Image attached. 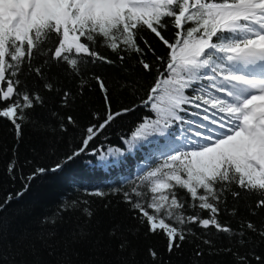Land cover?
I'll list each match as a JSON object with an SVG mask.
<instances>
[{
	"label": "snow or ice",
	"instance_id": "snow-or-ice-1",
	"mask_svg": "<svg viewBox=\"0 0 264 264\" xmlns=\"http://www.w3.org/2000/svg\"><path fill=\"white\" fill-rule=\"evenodd\" d=\"M118 91L134 98L114 108ZM89 96L101 107L82 125ZM143 108L128 151L164 138V159L112 193L128 224H114L106 242L90 230L91 202L68 197L35 232L6 242L0 217V264H172L190 242L189 264L220 254L264 264V0H0V121L16 141L3 178L23 183L0 212ZM25 126L40 139L36 156L53 160L27 175L16 155ZM69 138L76 146L58 155ZM140 239L156 242L143 260Z\"/></svg>",
	"mask_w": 264,
	"mask_h": 264
},
{
	"label": "trees",
	"instance_id": "trees-1",
	"mask_svg": "<svg viewBox=\"0 0 264 264\" xmlns=\"http://www.w3.org/2000/svg\"><path fill=\"white\" fill-rule=\"evenodd\" d=\"M102 54L112 59L116 58L110 50H102ZM105 68L109 76L123 78L124 74L120 72L118 66H105ZM133 98L131 92L118 91L113 101V107L127 105ZM100 107L99 98L89 96L85 104L77 109L81 124L84 125L88 122L87 112L98 110ZM148 112L149 109L143 108L138 110L135 115H130L114 124L108 130L106 138L101 135L85 154L71 162L61 172L33 181L31 187L19 200H13L3 212H0V217H3L8 225L6 242H14L25 231L35 232L40 217L55 211L60 202L68 197L79 198L81 202L85 199L91 202V208L95 215L92 218L90 230L97 236L103 234L106 242L108 230L114 224H128L129 218L125 205L121 204L119 197L112 193L116 189L130 191L134 185L139 184L138 177L141 174V169H151L162 163L164 159L160 155L163 150L164 138H159L160 143L144 144L143 147L138 145L131 152L128 151V146L125 143V140L130 139L131 132L139 119L146 116ZM15 143L14 135L7 123L0 121V201L4 200L8 193L15 194L23 188L21 180L10 182L3 178L5 168L13 155L12 148ZM39 143L40 139L34 130L25 126L22 141L16 152L19 164L23 165L24 175L30 173L35 167L51 166L53 163V160L43 152L38 157L36 156L33 146ZM75 146V143L69 138L67 147L59 146L58 155L62 156L64 152ZM109 149H119L120 154L108 155ZM102 156L107 157L106 167L99 165ZM28 160H31L32 163H26ZM96 190L104 191L107 195L103 198L90 195ZM106 203L109 206L108 209L104 207ZM229 207H231V197H229ZM239 207L243 212V205L241 204ZM73 222H76L75 217ZM151 243L156 242L140 239L135 243V246L140 249L138 260L144 259V249ZM192 252L193 243L185 244L183 253H178L173 257L172 264H189ZM206 260L208 264H229L230 257L220 254L206 256Z\"/></svg>",
	"mask_w": 264,
	"mask_h": 264
},
{
	"label": "rangeland",
	"instance_id": "rangeland-1",
	"mask_svg": "<svg viewBox=\"0 0 264 264\" xmlns=\"http://www.w3.org/2000/svg\"><path fill=\"white\" fill-rule=\"evenodd\" d=\"M190 116V118H188V119H195V117H193V116H191V115H189Z\"/></svg>",
	"mask_w": 264,
	"mask_h": 264
}]
</instances>
